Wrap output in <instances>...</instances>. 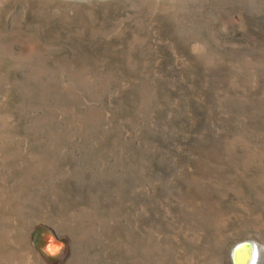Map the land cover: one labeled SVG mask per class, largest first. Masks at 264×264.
I'll return each instance as SVG.
<instances>
[{"label":"rangeland","instance_id":"obj_1","mask_svg":"<svg viewBox=\"0 0 264 264\" xmlns=\"http://www.w3.org/2000/svg\"><path fill=\"white\" fill-rule=\"evenodd\" d=\"M245 241L264 264V0H0V264Z\"/></svg>","mask_w":264,"mask_h":264},{"label":"bare ground","instance_id":"obj_2","mask_svg":"<svg viewBox=\"0 0 264 264\" xmlns=\"http://www.w3.org/2000/svg\"><path fill=\"white\" fill-rule=\"evenodd\" d=\"M248 243V242H247ZM247 243H246V241L245 242H242L241 244H239L237 247H236V249H235V251H237L238 253L243 249L244 251H246L245 250V248H249V258L246 260V257L244 258V259H242V262H244L245 260L247 261L246 262V264H254L255 263V261H256V259H257V254L259 253V248H258V246L256 245V244H254L253 246L252 245H250L249 243H248V245H247ZM237 254H235V256H236ZM239 262V261H238Z\"/></svg>","mask_w":264,"mask_h":264}]
</instances>
